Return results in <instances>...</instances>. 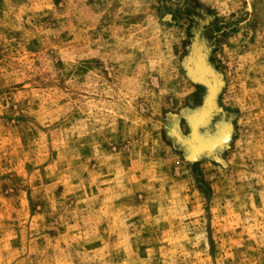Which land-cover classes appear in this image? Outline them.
<instances>
[{
	"label": "rangeland",
	"instance_id": "374dc122",
	"mask_svg": "<svg viewBox=\"0 0 264 264\" xmlns=\"http://www.w3.org/2000/svg\"><path fill=\"white\" fill-rule=\"evenodd\" d=\"M0 264H264V0H0Z\"/></svg>",
	"mask_w": 264,
	"mask_h": 264
},
{
	"label": "bare ground",
	"instance_id": "6f19581e",
	"mask_svg": "<svg viewBox=\"0 0 264 264\" xmlns=\"http://www.w3.org/2000/svg\"><path fill=\"white\" fill-rule=\"evenodd\" d=\"M216 90H217V81L214 80L213 91H212V95L210 97V100H209L208 104L201 110L200 115L196 116V118L195 117L193 118L194 120L197 121L198 125L204 124L205 121L207 120L209 114L211 113V111L213 109V97H214V95L216 93ZM201 137L202 136L200 135L201 141L198 139V143L196 142V146L197 147L194 148V150H197L200 147H202L204 149V147L207 146V138H201ZM229 138H230V131H229V129H227V127L221 128V133L218 134L217 135V138L214 139V142L216 143V145H218V146H215V148L224 146L229 141ZM214 149H212L210 151L212 152ZM201 152L200 151L194 152L192 155L189 156V158H191V160L197 159V156Z\"/></svg>",
	"mask_w": 264,
	"mask_h": 264
},
{
	"label": "water",
	"instance_id": "95a60500",
	"mask_svg": "<svg viewBox=\"0 0 264 264\" xmlns=\"http://www.w3.org/2000/svg\"><path fill=\"white\" fill-rule=\"evenodd\" d=\"M194 117L196 118V116H194ZM190 121L192 123L191 125H192V132H193V134H192V141H191V144H190V147H189L190 148V155H192L194 152H198V151L201 152L204 149H205L204 151H210V150L214 149L215 146H218L214 142V139L217 138V135L221 133V130L216 135H210V134H208V135H206L204 137H201V138H207V146L204 147V149L202 147H200L199 149L194 150V148L197 147L196 146V142L198 143V139L201 141L200 134H199V130H198L200 125H198L197 121L194 120L193 117H192V119H190ZM205 123H206V121H205Z\"/></svg>",
	"mask_w": 264,
	"mask_h": 264
}]
</instances>
